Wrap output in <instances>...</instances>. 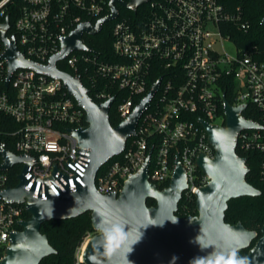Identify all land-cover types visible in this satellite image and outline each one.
Instances as JSON below:
<instances>
[{"label": "built area", "instance_id": "1", "mask_svg": "<svg viewBox=\"0 0 264 264\" xmlns=\"http://www.w3.org/2000/svg\"><path fill=\"white\" fill-rule=\"evenodd\" d=\"M111 1L21 0L8 35L15 37L28 59L46 65L79 25H95L111 14ZM13 2L0 0V22L10 15ZM115 5L118 16L110 20L112 50L102 56L86 42L85 36L92 34L85 32L83 41L91 49H72L57 63L60 69L79 75L89 89L84 77L97 102L114 98L111 108L117 106L121 121L159 82L134 136L97 173L98 192L119 194L149 154V180L158 186L170 182L179 154L188 175L185 192L194 195L208 182L196 165L197 154L214 155L201 120L224 125L225 98L236 107L245 104L243 115L257 124L238 133L236 150L241 156L258 155L264 179V53L258 44L246 42L252 24L241 0H148L136 10L118 1ZM1 35L0 111L18 124L11 131L16 137L14 152L31 158L26 188L47 199L50 192L61 196L86 186L90 148L79 145L74 134L86 124L85 108L58 76L32 67H18L10 74ZM227 44L233 45L234 52ZM17 164L22 171L25 163ZM12 168L0 169V191L10 186ZM26 214L24 203L0 196V258ZM78 258L75 264L83 263L81 251Z\"/></svg>", "mask_w": 264, "mask_h": 264}, {"label": "water", "instance_id": "2", "mask_svg": "<svg viewBox=\"0 0 264 264\" xmlns=\"http://www.w3.org/2000/svg\"><path fill=\"white\" fill-rule=\"evenodd\" d=\"M117 1L136 10L148 0H112L111 14L100 18L95 25L88 22L79 25L63 39L62 51L54 54L46 65L28 59L19 50L15 37H9V14L0 22L6 45L3 56L10 74L18 67H32L58 76L68 92L83 105L86 124L74 130V134L79 145L90 148L91 158L85 175L86 186L79 185L76 191L67 190L61 196L50 192L47 199H42L33 195V189L26 188L25 174L31 158L16 154L0 139L1 170L25 163L18 184L1 190L0 196L24 203L29 213V218L19 222L22 228L12 232L0 264H40L43 258L57 251L48 235L42 232L44 222L77 217L86 212L91 213L96 233L87 239L82 249L83 264H224L233 253L249 247L258 237V232L249 230L242 221L232 224L225 220L231 199L261 194V190L247 180L250 170L247 157L236 150L238 133L257 124L243 115L245 104L236 107L227 98L224 125L201 120L214 155L199 152L196 157V165L208 176V182L194 193L197 214H177L179 202L189 186L187 170L179 154L174 174L163 188L149 180V154L141 171L125 181L119 194L98 192L97 173L110 158L124 150L128 138L134 136L142 112L148 108L159 82L126 119L113 125L110 108L114 98L97 102L79 75L60 69L57 63L72 49H91L84 43L83 33L97 34L104 23L117 17ZM149 199L155 204L150 205ZM261 233L244 258L246 264H264V224Z\"/></svg>", "mask_w": 264, "mask_h": 264}, {"label": "trees", "instance_id": "3", "mask_svg": "<svg viewBox=\"0 0 264 264\" xmlns=\"http://www.w3.org/2000/svg\"><path fill=\"white\" fill-rule=\"evenodd\" d=\"M21 0H14L10 5V19L13 23L19 13ZM241 3L246 9L247 17L250 19L252 29L247 36L249 43L258 44L261 53H264V25L261 20L264 18V0H241ZM112 26V25H111ZM110 28L103 30L96 35H86L85 40L92 45L95 50L102 54L112 50L113 34ZM238 37V36H236ZM241 36L238 37V39ZM242 43L244 41L241 40ZM60 67L64 69L63 65ZM69 70V68H68ZM84 83L90 89V95L95 97L94 89H92L83 77ZM228 94V93H227ZM228 97L230 98L229 94ZM118 100V96H117ZM116 107L110 110V120L113 125L121 121ZM86 123V121H85ZM17 122L9 115L0 111V139L4 141L9 149L15 151L16 137L11 135V131L17 128ZM247 157V164L250 168L247 174V180L261 190V194L257 196H241L233 198L229 201V207L226 211L225 220L229 223L242 221L243 224L252 230H257L261 234V228L264 224V179L260 177V162L257 154H244ZM1 161V157H0ZM21 165L16 164L10 170L8 184L16 186L18 184V176L21 172ZM202 172H200L201 174ZM169 182L159 185L160 188L167 186ZM150 205L155 204L153 199H149ZM180 216H188L197 214L196 198L193 194L184 192L182 199L179 202ZM29 218V214H26ZM42 232L48 235L50 243L57 250L49 256L42 259L40 264H75L79 259V253L83 244L85 245L87 238L96 233L92 225L91 213L86 212L77 217L67 219H52L44 222ZM84 247V246H83ZM246 251L241 250L236 259H241ZM83 264V263H81Z\"/></svg>", "mask_w": 264, "mask_h": 264}, {"label": "rangeland", "instance_id": "4", "mask_svg": "<svg viewBox=\"0 0 264 264\" xmlns=\"http://www.w3.org/2000/svg\"><path fill=\"white\" fill-rule=\"evenodd\" d=\"M124 9V8H123ZM112 21H108V22H106V24H105V30L107 29V28H110V26L112 25ZM93 35H96V34H92V36ZM227 48H228V50L229 51H231V52H234V48H233V45L232 44H227ZM63 67H64V69H66V70H68V67L66 66V65H63ZM91 237V236H90ZM83 246H84V244H83ZM83 246H82V248H81V253H82V249H83Z\"/></svg>", "mask_w": 264, "mask_h": 264}, {"label": "clouds", "instance_id": "5", "mask_svg": "<svg viewBox=\"0 0 264 264\" xmlns=\"http://www.w3.org/2000/svg\"><path fill=\"white\" fill-rule=\"evenodd\" d=\"M224 264H246L244 259H236L235 253L232 254V257L225 261Z\"/></svg>", "mask_w": 264, "mask_h": 264}, {"label": "flooded vegetation", "instance_id": "6", "mask_svg": "<svg viewBox=\"0 0 264 264\" xmlns=\"http://www.w3.org/2000/svg\"><path fill=\"white\" fill-rule=\"evenodd\" d=\"M194 215H195V214H194ZM179 216H180V215H179ZM232 224H233V223H232ZM251 230H252V229H251ZM256 231H257V230H256ZM257 232H258V231H257ZM261 234H262V233H261ZM261 234L258 232V237L255 238V239H253L251 245H250L249 247H247V248L240 249V250L235 254V257L237 256V254H238L241 250H243V251H246V253L244 254V256H243L241 259H244L245 256L247 255V253L249 252L250 248L255 244V242L258 240V238L261 236Z\"/></svg>", "mask_w": 264, "mask_h": 264}, {"label": "bare ground", "instance_id": "7", "mask_svg": "<svg viewBox=\"0 0 264 264\" xmlns=\"http://www.w3.org/2000/svg\"><path fill=\"white\" fill-rule=\"evenodd\" d=\"M86 244V243H85ZM82 258V257H81Z\"/></svg>", "mask_w": 264, "mask_h": 264}]
</instances>
